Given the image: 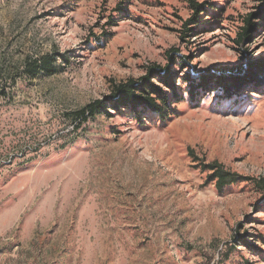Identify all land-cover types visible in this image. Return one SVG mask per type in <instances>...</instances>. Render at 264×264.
I'll return each mask as SVG.
<instances>
[{
	"label": "rangeland",
	"instance_id": "1",
	"mask_svg": "<svg viewBox=\"0 0 264 264\" xmlns=\"http://www.w3.org/2000/svg\"><path fill=\"white\" fill-rule=\"evenodd\" d=\"M263 60L264 0H0V264H264Z\"/></svg>",
	"mask_w": 264,
	"mask_h": 264
},
{
	"label": "trees",
	"instance_id": "2",
	"mask_svg": "<svg viewBox=\"0 0 264 264\" xmlns=\"http://www.w3.org/2000/svg\"><path fill=\"white\" fill-rule=\"evenodd\" d=\"M198 5H196L197 11ZM250 20L246 22L247 28L244 30L242 39L248 38L246 34L248 31H252L250 27ZM44 67L47 72H53L54 69H47ZM264 69V60L253 64L252 68L247 73L249 78ZM223 76V75H222ZM164 81L170 83L171 74L169 71L166 72ZM213 77V79L219 84V87L226 88V81H223L226 77L219 78ZM208 78H203L205 80ZM202 80L200 83L203 84ZM230 83V82H229ZM206 85V83H204ZM228 84V83H227ZM241 82L237 79V76L234 75L231 77V87L239 86ZM167 88L174 90L172 85H167ZM108 101L107 104H110L112 110L120 111L121 109L129 110L134 118L139 120L140 116L145 113L157 114L159 118L164 119L165 115L168 113L167 105L170 102L171 98L160 88L152 83L147 78H143L141 82L128 81L125 84L118 85L112 95L106 98ZM104 113L107 114V107L105 103L101 100H97L91 104H88L86 107L75 112V118L81 119L82 122L87 121L90 117H93L96 114ZM204 170L209 172L208 179L209 182H213L217 191L221 192L224 188L229 185H232L239 181L242 177L236 173H231L225 171L218 163L212 162L207 165H204ZM264 190V189H263Z\"/></svg>",
	"mask_w": 264,
	"mask_h": 264
}]
</instances>
